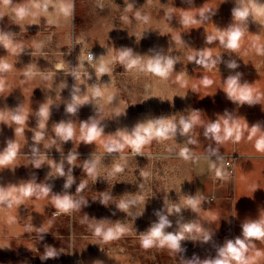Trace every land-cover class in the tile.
Returning a JSON list of instances; mask_svg holds the SVG:
<instances>
[{
	"label": "rangeland",
	"instance_id": "374dc122",
	"mask_svg": "<svg viewBox=\"0 0 264 264\" xmlns=\"http://www.w3.org/2000/svg\"><path fill=\"white\" fill-rule=\"evenodd\" d=\"M27 2L11 0L4 5L0 0V32L10 34L22 48L14 52L15 45L0 46V59L13 65L11 71L0 73V152L9 142L19 148L14 163L0 168V187L32 181L49 186L51 192L47 197L22 198L12 208L0 205V264H186L193 258L214 259L226 241L242 238L243 223L264 215V153L256 151L254 139H248L253 125L264 131V56L252 47L264 44V17L249 18L240 50L231 52L218 41L207 43L206 38L233 23L235 0H74L71 20L57 25L47 24L45 17L38 24L20 19L17 9ZM137 12L148 16V22L137 19ZM183 17L190 23L184 25ZM36 43L43 47L37 50ZM125 48L145 61L159 54L176 63L167 79H161L129 71L117 59L110 65L111 73L98 78L95 68L81 60L89 52L93 63L101 56L112 59ZM204 50L218 58L211 70L189 60ZM230 61L239 66L228 68ZM29 68L38 74L26 77ZM77 70L79 80L72 74ZM48 73L52 77L45 80ZM236 73L241 74V84L262 95L259 103L241 105L228 98L225 81ZM205 77L213 83L205 85ZM94 85L104 88L105 99L90 100L75 114L68 113L72 96L88 95ZM76 88L79 92H74ZM109 94H113L110 102ZM46 103H51L50 115L40 129L38 113ZM20 112L25 122H12L10 114ZM90 118L98 120L104 132L86 144L81 141L80 126ZM158 119L176 123V133L165 140L153 139L142 155L128 147L121 152L105 150L104 142L118 132L130 134L138 124ZM181 119L192 123L187 133L182 132ZM224 119L241 124L240 142L221 144L211 134L205 135L209 124ZM61 122L73 124L76 135L72 140L56 136L55 126ZM38 131L44 136L39 142L34 139ZM183 149L188 150L187 160L180 155ZM70 153L77 155L73 164L67 160ZM233 155L237 159L231 172L226 161ZM40 157L45 159L36 168L34 161ZM96 158V175L90 176L83 166ZM61 164L63 177L54 167ZM116 165L124 170L114 172ZM69 170L74 183L65 189ZM217 170L227 173V178L218 177ZM145 172L147 176L142 175ZM81 183L85 187L77 192ZM64 194L86 204L69 214H57L53 197ZM105 196L109 197L106 205L101 203ZM188 196L200 198L198 210L185 205ZM121 200L136 203L122 211ZM174 206L181 211L175 212ZM156 212L171 221L166 232L176 233L183 224L196 223L211 239L204 242L202 237L193 240L189 236L179 252L143 248L141 235L158 222ZM100 222L106 226L119 223L126 232L106 243L94 232ZM252 243L255 250L264 252V242ZM50 248L56 255L45 258ZM256 264H264V256Z\"/></svg>",
	"mask_w": 264,
	"mask_h": 264
},
{
	"label": "clouds",
	"instance_id": "9594fccd",
	"mask_svg": "<svg viewBox=\"0 0 264 264\" xmlns=\"http://www.w3.org/2000/svg\"><path fill=\"white\" fill-rule=\"evenodd\" d=\"M4 5L11 3V0H2ZM236 6L232 8V18L233 23L226 29H216L215 34L208 35L206 40L207 43L211 44L214 41H218L219 44L226 50L231 52H238L241 47V41L247 32V23L249 18L257 21V16L264 17V2L262 0H235ZM103 7V4L99 5ZM74 0H28V2L17 9L18 16L20 19L28 18L30 23H39L40 17H45L47 24L57 25L60 21H69L74 14ZM52 11H49V9ZM132 5H127V10H131ZM205 12L201 11L200 15L203 16ZM2 16V13H0ZM137 19L143 20L145 23L148 22V16H141L139 12L136 13ZM193 22H198L194 20ZM182 23L187 25L190 23L188 17L182 18ZM15 45L12 50L15 52L17 48L22 50L21 45L14 44L10 34L0 32V46L8 49L9 47ZM43 47L42 43H36L35 48L37 50ZM254 47L257 55L264 56V44L254 43ZM199 59H196V57ZM129 71L138 70L146 74H151L157 76L161 79H167L173 70L176 61L171 57H166L162 55H155L154 57L148 58L146 61L140 56L134 55L132 49L125 48L122 49L117 57L112 59H105L103 56L99 58L98 61L93 63L94 56L89 52L86 56H82L81 60H86L93 68H95L96 76L99 78L105 74H110L111 63L117 60ZM189 60H196V63L202 65L208 70L213 69L218 58H213L210 51H201L195 53L189 57ZM239 65L235 61H230L227 63V67L230 69H236ZM13 65L0 59V73L9 72L12 70ZM82 67V65H81ZM63 69V66L59 67ZM38 73L32 71L30 68L24 75L28 78H33ZM74 77L79 80L81 73L79 70L72 73ZM52 77V73H48L43 76L45 80H49ZM241 74L236 73L235 75H230L226 81L225 91L227 96L233 102L239 103L241 105L247 104L249 106L255 105L260 102L262 95L254 92L252 88L247 84L240 83ZM205 85H210L213 83L212 80L205 77L203 80ZM3 88V82L0 81V90ZM103 89L100 86L94 85L88 89V95L83 97L79 95L72 96V102L66 107V111L70 114H75L78 108L88 103L90 100H104ZM74 92H79V88L74 89ZM107 101L110 102L113 99V94H109L106 97ZM50 104L46 103L41 105L39 109L40 123L39 128H45V122L48 120L50 115ZM12 122L16 124L24 123L26 118L20 112L19 114H10ZM180 124L182 125V132L187 133L191 127L192 123L181 119ZM247 127V125H245ZM81 132L83 136L81 141L86 144H91L95 142L96 138L103 135L104 129L100 126L99 121L90 118V122H82ZM177 130L176 123L170 120L158 119L155 121H148L147 123L138 124L134 130L127 134L125 132H118L115 138H111L104 142V148L108 153L121 152L126 147L130 148L133 154L142 155L144 146L150 144L153 139L165 140L171 135H174ZM251 134L248 139H254V147L257 152L264 153V131L258 124L251 127ZM56 136L61 138L63 141H69L76 135L75 128L72 123L61 122L55 126ZM216 140L217 143H224L226 141H232L233 143L240 142L241 135V124L237 121H231L230 119H224L221 123L220 121L213 122L209 124L206 128L205 135H209ZM35 141L39 142L44 139L43 133L38 131L34 136ZM18 145L15 142H9L7 147L3 152H0V168H5L14 163V160L18 153ZM35 151V150H34ZM181 157L185 160L189 159L188 150L183 149L180 153ZM45 157H40L34 161V166L39 168ZM77 159V155L70 153L67 157L68 163L73 164ZM99 163V158L92 160L91 162H85L84 169L90 176H95L97 171V165ZM55 172L58 176H65V172L61 165H54ZM124 170L122 165H116L114 172L119 173ZM142 175L147 176L148 173H142ZM227 173L217 170V176L226 179ZM74 183V178L71 175V170L67 174L66 183L64 188L68 189ZM85 184L81 183L77 188V192L84 189ZM51 192V188L47 185H38L32 181L23 183L19 186L11 185L7 188L0 187V205H6L7 208H12L14 204L20 203L22 198L38 196L47 197ZM109 197L105 196L101 203L107 204ZM142 200L143 198H138ZM53 202L55 207L58 209L57 214H69L74 210H78L82 204H86V201H77L71 195H55L53 197ZM136 203L135 200L125 201L121 200L118 207L122 211H127L130 204ZM185 205L190 207L192 210H198L200 204V198L188 196L185 201ZM173 209L170 208L169 212ZM175 212L179 213L181 211L179 206H174ZM158 217V222L151 225L148 231L141 235L140 244L143 248L161 247L168 248L173 252L181 251V242L187 237L191 236L193 240L198 237H202L204 242H208L211 239L210 234L204 231L196 223H186L183 224L180 230L176 233L166 232L167 228L171 227V221L168 216L162 214L161 212H156ZM95 235L100 237L104 242H111L118 240L126 232L124 226L117 223L114 226H106L104 222H100L95 225L94 228ZM264 242V215L255 220H249L242 225V238L237 237L235 240H228L226 243L217 250V256L214 259H205L203 261L198 258H193L186 262V264H256L257 258L264 256V252L260 250H255V245L252 241ZM250 250L252 254L250 255ZM56 252L54 249H49L46 253V257H54Z\"/></svg>",
	"mask_w": 264,
	"mask_h": 264
},
{
	"label": "built area",
	"instance_id": "2783aa9c",
	"mask_svg": "<svg viewBox=\"0 0 264 264\" xmlns=\"http://www.w3.org/2000/svg\"><path fill=\"white\" fill-rule=\"evenodd\" d=\"M237 159V156H230L229 157V160L228 161H226V166H227V168H229V171H233V161L234 160H236ZM210 199L211 200H214L215 199V195H212L211 197H210Z\"/></svg>",
	"mask_w": 264,
	"mask_h": 264
}]
</instances>
